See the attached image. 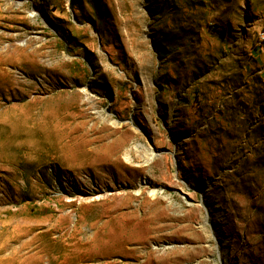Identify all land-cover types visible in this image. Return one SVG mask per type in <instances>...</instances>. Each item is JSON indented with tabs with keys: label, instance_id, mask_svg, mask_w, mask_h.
<instances>
[{
	"label": "rangeland",
	"instance_id": "rangeland-1",
	"mask_svg": "<svg viewBox=\"0 0 264 264\" xmlns=\"http://www.w3.org/2000/svg\"><path fill=\"white\" fill-rule=\"evenodd\" d=\"M0 264H264V0H0Z\"/></svg>",
	"mask_w": 264,
	"mask_h": 264
}]
</instances>
